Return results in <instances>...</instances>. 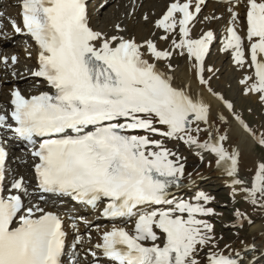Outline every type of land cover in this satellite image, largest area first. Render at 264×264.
Wrapping results in <instances>:
<instances>
[{"label": "snow or ice", "instance_id": "1", "mask_svg": "<svg viewBox=\"0 0 264 264\" xmlns=\"http://www.w3.org/2000/svg\"><path fill=\"white\" fill-rule=\"evenodd\" d=\"M88 2L22 0L23 28L15 24L14 28L26 32L38 46L39 68L34 75L52 92L25 97L15 91L13 123L0 115V129L31 145L42 192L93 208L106 200L104 217L135 218L131 232L113 227L96 245L110 264H201L198 257L210 246L214 232L205 218L216 213L205 207L211 201L204 193L195 203L173 199L172 189L181 187L185 169L177 154L154 137L214 154L218 166L251 203L264 202V162L257 164L248 185L240 178L241 151L226 146L228 135L215 138L219 129L212 127L211 106L174 82L171 61L179 55L191 62L199 83L216 95L205 78L206 59L216 37L212 31L200 38L192 33L207 0H173L155 23L163 33L160 39L170 40L168 50L152 40L138 43L95 30ZM245 6L246 33L240 34L239 13L230 8L223 50L232 54L238 67L252 73L241 80L244 94L264 103V0H247ZM162 63L167 71L161 69ZM217 98L264 147V133L258 136L235 115L232 103ZM218 119L228 123L222 114ZM203 133L212 138L202 141ZM6 158L0 142V264H64L67 233L62 218L38 206L26 208L22 195L29 193L22 177L5 194ZM207 262L240 264L223 252L208 255Z\"/></svg>", "mask_w": 264, "mask_h": 264}, {"label": "rangeland", "instance_id": "2", "mask_svg": "<svg viewBox=\"0 0 264 264\" xmlns=\"http://www.w3.org/2000/svg\"><path fill=\"white\" fill-rule=\"evenodd\" d=\"M143 4L137 0H96L97 8L94 17H92L93 25L98 31H105V33L110 37H124L126 35H130L136 29H131L130 27L133 25V23L136 24L138 20L136 17H134L135 13L139 12V19H143L145 23H150L151 13L143 14ZM16 8L17 6L13 4L11 0H3L0 3V14H12L13 12H16ZM205 11L207 12V9H205L199 17V24H201L200 22L207 24L211 21L210 18L204 16L206 15ZM159 15L156 16V18L154 17V19H157ZM198 25L195 27H198ZM118 28L123 29V31H119ZM4 34L8 35V37L11 39V41L9 39V41L3 47L4 54L6 55V59L9 63L11 61L10 57L13 54H17L20 57V54L24 56V54L30 53L25 50L22 51L23 49L29 50L24 47V41L18 39V37H11L12 29L6 19L3 20L1 29V35ZM154 34L155 39H157L156 42L160 43V41H163L160 39V36L163 35L162 32L160 34L154 31L152 35L154 36ZM194 34L195 33H193V35ZM199 35L200 33H198L196 36ZM217 37L220 38L219 36ZM18 60L19 61L17 65H11L10 71L5 72L6 79L13 81L17 79L16 77H18L24 78L25 82H28L31 79V69L27 64L29 59L28 57H21ZM182 62V57L175 55L171 61V64L174 68H176L179 65H182ZM3 64L6 66V63L3 62ZM205 68V77L208 82H210L211 87L216 90L217 95L223 96L224 100L234 105L235 115L240 116L258 136L264 133V103H262L255 95L252 96L244 94V86L240 84L242 80L240 73L244 70L234 63L231 53L225 52L221 49L220 42H217L209 53L206 59ZM208 69H212V71H208ZM10 80H6V87L11 85ZM29 82H33V80H30ZM29 85H31V88L38 86L34 83H28L25 85V87ZM1 95L5 99L8 98V92L6 90L1 92ZM220 102L226 112L229 113V115L228 113L227 115L230 116L229 118L231 122L239 124L235 119V116L232 113L230 114L225 106H223L224 103H222V101ZM252 141L254 146L251 149L252 151L250 150L249 153L253 155L254 161L256 162L255 164L264 162V147H261L259 144H257L255 140L252 139ZM167 143L169 147H173L185 158H194V150L189 149V147L186 146V144H183L182 141L167 139ZM243 152L244 151H241L242 154ZM256 166L254 169H247L245 167L242 169L240 178L247 181L248 185H250L252 182V178L256 171ZM193 187H191L192 189H190L188 192L185 201H191L195 203L196 197L200 193H204L210 198L211 201L210 203H206L205 207L211 208L216 213L214 216L205 218L214 228V232L212 233L213 239L210 246H208L209 249L220 252V250H223L229 246H236L241 242L253 240L251 235L253 227L264 220V206H261V203L264 202H258L257 204L251 203L250 198L244 193L240 186L232 187L224 181L222 176L211 179H208V177L202 178L199 183ZM84 224L86 225V223L79 224L78 226L80 227L77 228H83V226H85ZM81 235L82 238H84V241L88 239L87 241L93 242V238L89 237V235H93V233L88 232V229L85 231L81 229ZM87 251L83 253V256H89ZM260 257L261 258H259L258 262L255 261L250 264H264V254L260 255Z\"/></svg>", "mask_w": 264, "mask_h": 264}, {"label": "bare ground", "instance_id": "3", "mask_svg": "<svg viewBox=\"0 0 264 264\" xmlns=\"http://www.w3.org/2000/svg\"><path fill=\"white\" fill-rule=\"evenodd\" d=\"M12 1H13V4L17 5L18 0H12ZM137 1L142 2V4L144 2L143 14L151 13L150 23H145L143 19H139V12L135 13L134 17H136L138 20L136 24L133 23V25L131 24L132 26L130 27L131 29H135V28L136 29L132 33L130 32L131 33L130 35L124 36V38L135 39L138 43H143L148 40L154 41L155 34L154 36L152 35L154 31L155 32L161 31L155 28V23L161 18V15L157 17V19H154V17L156 18V16H158L159 14L161 13L163 14V12L166 11L169 3L173 2V0H137ZM245 5H246V1L239 2L236 4H229V5L227 4L217 5V4H212V2H209L208 4L203 6L202 9H204L205 7L207 8V12L205 11L206 15L204 16H207L208 18H210L211 21L208 22L207 24L204 23L205 25L203 24V22H200L201 24H199L198 27H195L196 25L195 26L193 25L192 33L198 34L200 32L201 33L203 32L202 33L203 35L206 31H210L214 28L213 30H216L218 32V36L220 38L222 37L221 41L223 43L224 39L227 36V28L231 24L232 12H230L229 9L233 8L236 12L239 13V21H240L239 32L242 36H244L246 31L243 32V30L244 29L246 30V25L244 23L245 17L242 20V16H243V12L247 10ZM15 11L16 12H13L10 15V17H8V22H10L12 26H14V24L17 25L15 20L17 19L16 15H17L18 8L15 9ZM214 14H215V17H214ZM194 28H195V31H194ZM102 33L108 36V34H106L105 31H102ZM9 39L10 38L8 37V35H6L5 40H2V38H0V51L2 50V47L4 46V44H6L9 41ZM157 44L159 48H161L162 50H168L170 47V40L168 42L160 41V43L157 42ZM30 48H31L30 53H32V55L24 54V56H22L20 54V58L28 57L29 62L27 64L35 68L38 57L34 53L31 46ZM4 59H5V56L2 55L0 59V75L3 74L5 71L9 70L11 66V63H9L7 67H4L2 65V61ZM182 60H183L182 62L183 64L181 63L182 65H179L176 68L172 66L175 69V73L173 77L175 84L180 88L189 90L193 96L197 98H203L211 106L212 127L214 130L219 129V131L215 133V138L218 139L221 133L226 134L230 137V141L226 142L227 147L233 150L239 149L240 151H244L242 154L241 173L244 167L247 169H254L257 164H255L256 162L254 161L253 155L249 153V151L254 146L252 139L250 138V136H248L244 132L243 128L239 126V124L231 122L229 118L230 116H228L229 113L226 112V110L222 107L220 100L217 98V96L219 95L217 94L213 95L211 92L208 91L207 87L199 83L198 76L195 70L192 68L191 62L187 61L184 57H182ZM160 67L162 70L167 71L165 66H163V63L160 65ZM241 69L244 70L240 73V75L242 76L241 79H244L245 76L252 74L251 71L248 69H245V68H241ZM169 74H172V73L170 72ZM23 85H24L23 80H21L20 78H17L11 81L10 86L6 87L5 85H2L1 90L2 91L7 90L10 93L14 88H19ZM209 85H210V82H209ZM211 89L214 93H216V90H214L212 87ZM2 97L3 96H1L0 94V101L6 103L5 100L1 99ZM221 114L227 117V120H228L227 124H224L223 122L219 121L218 117ZM210 138H212L211 133L201 134L202 141L206 142ZM154 139H159L161 140L162 143L166 145V142L163 139H161V137H154ZM186 146H188L189 149L194 150V153H195L194 158H189V159L188 157L185 158L182 154H180L174 148H171V147L169 148V146L166 145L168 149H170L171 151L177 154V156L180 158V163H182L184 166L185 174H184V178L180 182L183 184L185 189L195 186L196 184L199 183V181L202 178L208 177V179H211V178L219 177V176H222L224 178V181L227 182L232 187L237 186L234 184V179L232 177H229L227 173L225 172V170L218 166V158L215 157L214 154L205 152L201 149L196 148L195 146H189L187 144ZM8 166L10 167L9 171H12L11 173L12 182L8 184L7 186L8 189H10L11 184L15 180L22 177L25 181V184L28 188V193H29L27 196L22 195L26 201L27 206L28 207L38 206L39 208H43L44 211H54L53 205L51 203H48L47 200L41 198L40 195H38V190L34 186L33 179H31L32 160L30 159L28 155L17 156L16 152L12 149ZM64 219L66 221L65 225H66V230L68 231V234H69V240L72 242V250H73L72 262L73 264H103L102 252L96 248V245L99 244V242L97 241L95 242V245H92V243L87 241L88 239L84 241L83 240L84 238H82L81 236V229H84V228L73 227L75 226V224L73 223V221H75V218L72 219L70 216L64 215ZM116 227H120V225H117ZM92 231H95V230L92 229ZM102 231L103 229L101 228H100V231H97V230L95 231L96 239H98V237L103 235ZM251 235L253 239L252 241L241 242L236 246H229L227 248H224L223 250H220V252H223V254L229 255L233 258L239 259L240 264H250L257 257H260V255L264 254V220L258 223L255 227H253V231ZM78 243L84 246H87V247L93 246L92 249L94 250L96 258H93L92 261L87 260V259L79 260L78 259L79 251L77 248ZM213 253H216V251H213L209 249L208 247L203 248L200 253V256L198 257L201 260V264H208L207 256ZM236 254H239V256H237Z\"/></svg>", "mask_w": 264, "mask_h": 264}]
</instances>
